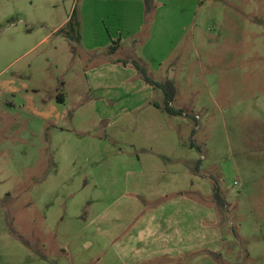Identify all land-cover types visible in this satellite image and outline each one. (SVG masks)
Masks as SVG:
<instances>
[{
	"label": "rangeland",
	"instance_id": "374dc122",
	"mask_svg": "<svg viewBox=\"0 0 264 264\" xmlns=\"http://www.w3.org/2000/svg\"><path fill=\"white\" fill-rule=\"evenodd\" d=\"M0 264H264V0H0Z\"/></svg>",
	"mask_w": 264,
	"mask_h": 264
},
{
	"label": "trees",
	"instance_id": "16d2710c",
	"mask_svg": "<svg viewBox=\"0 0 264 264\" xmlns=\"http://www.w3.org/2000/svg\"><path fill=\"white\" fill-rule=\"evenodd\" d=\"M152 1L153 0H145L147 9H151V5H152ZM69 27L71 28V30H74V25L72 23V21L69 22ZM69 38H71L68 35ZM120 47V42L119 41H114L112 43V46L110 48V53L114 54ZM134 66L136 67V69L138 70V72L140 73V75L143 77V79L146 81V83H148L151 86H154L156 88L161 89L166 97L165 100V104L163 107H160V109H162L166 114L170 115V116H180L183 115V112L180 110H175L174 108H172L171 103L173 102L174 98H175V91L173 86L171 85L170 82H164V83H157L155 82L153 79H151L148 75L147 69L143 66H141L139 63L137 62H133ZM59 102L63 103L64 102V97L63 94L59 95L58 98ZM215 199L218 201L217 203H219L220 206H222V200L218 194V192L216 191L214 194Z\"/></svg>",
	"mask_w": 264,
	"mask_h": 264
},
{
	"label": "crops",
	"instance_id": "0c3cea01",
	"mask_svg": "<svg viewBox=\"0 0 264 264\" xmlns=\"http://www.w3.org/2000/svg\"><path fill=\"white\" fill-rule=\"evenodd\" d=\"M119 49H120V47H119ZM119 49H118V50H119ZM118 50H117V51H118ZM117 51H116V52H117ZM116 52H115V53H116ZM115 53H114V54H115Z\"/></svg>",
	"mask_w": 264,
	"mask_h": 264
}]
</instances>
